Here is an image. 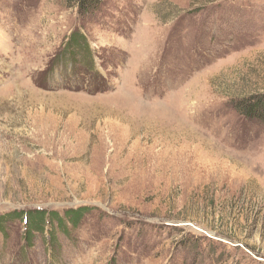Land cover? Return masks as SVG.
<instances>
[{
    "label": "rangeland",
    "instance_id": "rangeland-1",
    "mask_svg": "<svg viewBox=\"0 0 264 264\" xmlns=\"http://www.w3.org/2000/svg\"><path fill=\"white\" fill-rule=\"evenodd\" d=\"M74 3L0 0V264H264V0Z\"/></svg>",
    "mask_w": 264,
    "mask_h": 264
},
{
    "label": "trees",
    "instance_id": "trees-1",
    "mask_svg": "<svg viewBox=\"0 0 264 264\" xmlns=\"http://www.w3.org/2000/svg\"><path fill=\"white\" fill-rule=\"evenodd\" d=\"M72 2H75L74 4L78 7L79 12H85V14L88 15L93 13L100 6L102 0H72ZM84 38L85 37H83L81 33L77 31L72 32L66 43V45L69 47L68 49L66 48V53H72V51H70L69 49H75L76 51H78V49L81 48L79 44H82V46H84V42L81 43ZM234 107L247 118L258 119L259 121L264 123V93L260 95H254L249 98L237 100L234 103ZM85 210V207L72 209L70 211L72 212L71 216L75 217V219H78L82 213H85ZM6 215H8L9 217H24V221L26 223L29 222L30 224H32L34 228H40L42 225V221L45 220V218L47 217L48 219L50 218V215L47 216L43 208H37L30 212L14 210L10 211ZM8 218L6 217V220ZM4 219L5 218H3V220ZM0 220L2 221V219Z\"/></svg>",
    "mask_w": 264,
    "mask_h": 264
}]
</instances>
